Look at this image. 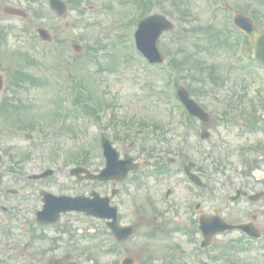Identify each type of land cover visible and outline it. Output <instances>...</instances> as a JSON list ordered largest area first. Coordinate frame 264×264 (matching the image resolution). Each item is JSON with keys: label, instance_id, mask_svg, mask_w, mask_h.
<instances>
[{"label": "rangeland", "instance_id": "374dc122", "mask_svg": "<svg viewBox=\"0 0 264 264\" xmlns=\"http://www.w3.org/2000/svg\"><path fill=\"white\" fill-rule=\"evenodd\" d=\"M47 1L0 0V9L10 4L29 12L23 20L0 10V74L4 80L0 91V172L4 176L0 190H19L14 196L0 192V204L10 209L11 226L25 224L39 237L33 248H23L19 244L23 238L14 233L8 237L4 231L9 224L0 225V264H28L30 260H22L19 253L35 251L39 264H47L52 254L42 257L39 252L50 248L55 249L53 256L68 254L84 264H119L125 254L133 256L136 264H230L228 258L233 264H264V198L260 207L226 198L234 193L232 183L237 186L242 178L251 179L248 171L244 174L249 164L240 160L246 145L264 144V71L238 59L237 65L230 64L238 35L225 28L228 17L214 8L212 0H157L143 11L132 7L134 0H65L67 11L62 17L49 9ZM223 2L232 10L253 14L264 28V0ZM105 6L116 9L114 25L104 17L101 7ZM133 9L138 14L160 12L175 23V29L161 37L159 48L166 63L178 62L170 63L177 76L142 67L137 58H132L128 32L132 27L128 29L122 20ZM38 27L51 33L52 47L49 44L47 50L57 48L62 51L60 57L35 42ZM73 43L80 45V52H73ZM243 48L246 54L251 53L250 45ZM46 77L54 79L56 89L46 84ZM77 79H85V86L98 96L93 98L94 103L98 98L102 101L101 123L93 115L86 118L77 112L71 117L64 111L63 118L59 117L63 120L57 123L63 103L57 92L64 90L58 83L70 89ZM173 80L191 90V96L211 114L207 139H200L205 127L197 118L189 120V130L183 127L184 115L168 99V95L173 96ZM111 118L115 125L110 124ZM255 121L256 127L249 128ZM100 128L120 155H148L157 164L166 157L182 156L179 150L187 152V157L196 162L195 169L211 183V196L202 210L218 213L231 222L255 214L262 240H247L239 231H228L216 235L206 250L198 249L192 241L194 214L189 208L196 196L173 163L167 164L169 172L157 182L144 169L130 176L131 180L138 178L137 185L129 180L116 185L120 188L114 199L120 206V223L133 224L136 233L114 251L108 248L110 242L100 237L106 229L104 220L70 212L61 217L58 226L38 227L33 213L42 205L41 190L75 195L95 189L108 194L115 187L79 183L69 173L75 165H85L95 172L103 167L97 138ZM130 141H134L131 146ZM252 150L250 155L255 156ZM76 155L85 162L73 161ZM259 167L264 170V158ZM46 168H52L54 175L27 179V175ZM167 183L172 189L164 203ZM260 188H264V182ZM150 198L155 203L153 208ZM13 254L18 257L12 258Z\"/></svg>", "mask_w": 264, "mask_h": 264}, {"label": "water", "instance_id": "95a60500", "mask_svg": "<svg viewBox=\"0 0 264 264\" xmlns=\"http://www.w3.org/2000/svg\"><path fill=\"white\" fill-rule=\"evenodd\" d=\"M51 4L54 7L60 8L59 0H51ZM4 11L9 14H21L25 17V13L13 7L5 6ZM58 13H61V9L58 10ZM151 21L155 23L156 25L154 26L152 31L150 30L146 31L144 26L148 25V23ZM236 22L239 26L244 28L249 34L250 40L254 45L255 57L259 58L260 60L264 62V32L258 31L249 19L239 14L236 15ZM171 28H173V25L167 20H165V18L162 16H153V17H149V18L142 20L140 22V34H141V29H144V31L139 36V44L141 45V48L144 49L149 54V56L153 57L154 59L158 61H161L160 55L157 52L156 43L162 31L168 30ZM40 34L44 38L47 37L46 32L44 30H40ZM179 96L182 99V101L186 104V106L188 107L190 113L198 115L202 119H206L207 114L203 110H201L200 107L193 100L189 99L188 94L185 90L179 91ZM106 146L108 148L109 159L107 160L105 169H103L99 175H91L90 177H94V178L97 177L101 180H107L109 178L119 179L121 177H124L125 176L124 173L127 171L126 161H123L125 165H122L123 162H119L117 160V154H115L111 149H109L108 143L106 144ZM127 162L129 161L127 160ZM119 164L120 166L123 167L122 169L124 170L119 169L120 168ZM46 201L48 202V204L58 203L59 207H61L62 210H66L70 208L81 209L82 207L88 206V205L83 204L84 200L80 198H77V199L70 198V197L56 198V197L47 196ZM67 201L69 202L76 201L77 203L71 206L67 203ZM57 213L58 212H56V214ZM56 217L57 216H54V218L51 220L56 219ZM113 218H114L113 222L109 225H111L114 233L117 235L119 239H124L132 233V228L130 226L118 227L114 216ZM200 223H201V227L203 228V230H205L204 231V234L206 237L205 244H208L210 238L216 232L224 231V230L232 229L236 227H240L243 229L247 227V224H240V225L229 224L220 217H212L211 219L204 218L200 220ZM251 233L257 234V232H254V231ZM130 263H131L130 258H126L123 261V264H130Z\"/></svg>", "mask_w": 264, "mask_h": 264}, {"label": "flooded vegetation", "instance_id": "af4514ba", "mask_svg": "<svg viewBox=\"0 0 264 264\" xmlns=\"http://www.w3.org/2000/svg\"><path fill=\"white\" fill-rule=\"evenodd\" d=\"M151 168V166L149 167V169ZM204 182V187H206V182L205 181H203ZM205 194H207V193H203V194H200V195H204L203 197H199L200 199L198 200V202H199V204H198V207L196 206V208L197 209H195L194 210V215H193V218H195L196 217V214L198 213H201V212H203L202 211V207H201V204H205L206 203V195ZM195 208V207H194ZM55 246V245H54ZM48 252H55V249H49V251ZM35 254H36V252H35ZM34 252H32L31 253V256L33 257V259H32V263H30V264H38L37 262H36V260H35V258H34ZM61 257V256H60ZM55 258H59V257H55Z\"/></svg>", "mask_w": 264, "mask_h": 264}]
</instances>
